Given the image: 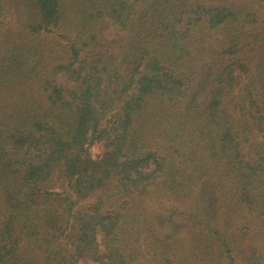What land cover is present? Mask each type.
<instances>
[{
    "label": "trees",
    "instance_id": "trees-1",
    "mask_svg": "<svg viewBox=\"0 0 264 264\" xmlns=\"http://www.w3.org/2000/svg\"><path fill=\"white\" fill-rule=\"evenodd\" d=\"M261 6L0 0V264H264Z\"/></svg>",
    "mask_w": 264,
    "mask_h": 264
},
{
    "label": "rangeland",
    "instance_id": "rangeland-1",
    "mask_svg": "<svg viewBox=\"0 0 264 264\" xmlns=\"http://www.w3.org/2000/svg\"><path fill=\"white\" fill-rule=\"evenodd\" d=\"M262 7H263V6H261V9H262ZM262 10H263V9H262ZM263 11H264V10H263ZM101 151H102L101 146H97V147L94 148V153H95L96 155L99 154Z\"/></svg>",
    "mask_w": 264,
    "mask_h": 264
}]
</instances>
